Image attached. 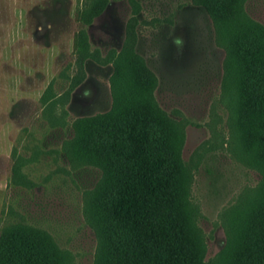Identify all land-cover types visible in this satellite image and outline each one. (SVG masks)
I'll return each instance as SVG.
<instances>
[{"label": "rangeland", "instance_id": "374dc122", "mask_svg": "<svg viewBox=\"0 0 264 264\" xmlns=\"http://www.w3.org/2000/svg\"><path fill=\"white\" fill-rule=\"evenodd\" d=\"M218 1L0 0V235L23 222L50 234L74 264L95 263L86 194L103 173L74 169L63 144L76 123L112 117L127 88L148 82L156 107L181 129L175 182L187 201L181 226L192 264H237L227 248L226 216L252 196L261 176L229 144L228 56L209 13ZM245 3L264 26V0ZM77 42L92 56L79 58ZM53 82V93L64 97L51 113L42 98ZM192 214L205 249L188 229Z\"/></svg>", "mask_w": 264, "mask_h": 264}, {"label": "trees", "instance_id": "16d2710c", "mask_svg": "<svg viewBox=\"0 0 264 264\" xmlns=\"http://www.w3.org/2000/svg\"><path fill=\"white\" fill-rule=\"evenodd\" d=\"M245 2L219 0L209 13L228 56L223 92L229 144L240 162L261 176L252 196L226 216L227 248L234 250L237 264H264V26L249 17ZM82 45L77 42L76 54L91 57ZM128 71L138 76L136 69ZM141 84L125 90L123 108L112 117L94 126L76 123L74 137L63 144L74 169L103 173L86 194L87 221L98 240L94 264H192L190 239L181 226L187 201L175 182L181 129L156 107L151 84ZM54 85L42 98L51 113L64 97L53 93ZM24 165L19 157L22 179ZM188 229L205 249L196 214L189 217ZM0 264H74V259L50 234L22 222L1 231Z\"/></svg>", "mask_w": 264, "mask_h": 264}]
</instances>
